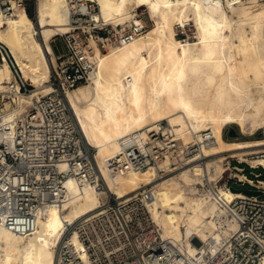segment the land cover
Returning a JSON list of instances; mask_svg holds the SVG:
<instances>
[{
	"label": "bare ground",
	"instance_id": "bare-ground-1",
	"mask_svg": "<svg viewBox=\"0 0 264 264\" xmlns=\"http://www.w3.org/2000/svg\"><path fill=\"white\" fill-rule=\"evenodd\" d=\"M91 1L97 10L90 14L89 24L147 26L144 34L107 53L89 39L94 67L88 84L65 91L103 188L68 177L59 202L35 212L30 233L15 232L0 219V264H56V247L68 225L101 210L111 195L126 198L148 187L152 197L144 204L161 238L188 258L213 252L238 231L225 204L245 194L217 186L215 194L199 195L200 176L217 184L234 157L264 168V137H223L229 125H236L237 132L246 136L264 129V0ZM10 3L11 14L5 15L0 7V43L33 89L26 97L18 96L15 107L3 109L1 129L24 104L50 92L56 64L51 40L71 31L68 0H35V20L14 0ZM140 8L147 21L139 20ZM189 23L194 39L178 38L177 29L184 31ZM10 82V67L1 62L0 90ZM162 120L167 124L162 130L170 131V141L178 145L176 150L169 148L172 155L200 143L203 159L172 167L166 156L143 169L112 173L109 162L121 153L122 143L142 144L147 131L158 130ZM68 242L86 261L75 230Z\"/></svg>",
	"mask_w": 264,
	"mask_h": 264
},
{
	"label": "built area",
	"instance_id": "built-area-1",
	"mask_svg": "<svg viewBox=\"0 0 264 264\" xmlns=\"http://www.w3.org/2000/svg\"><path fill=\"white\" fill-rule=\"evenodd\" d=\"M14 1L17 7L26 10L27 0ZM68 3L71 31L59 36L62 50L53 49L56 64L50 77V92L24 104L23 110L0 128V219L18 233L34 230L35 212L49 203L59 202L63 181L68 177L103 188L91 149L85 145L65 101V91L84 84L94 67L89 39L106 51L147 31L145 23L132 22L125 28L89 24L90 14L97 10L96 3L91 0H68ZM0 7L5 15L11 14L10 0H0ZM4 61L13 74V82L0 90V118L4 108L15 107L18 96L26 97L33 89L0 43V63ZM166 125L161 121L158 130L147 131L142 144L123 142L121 153L109 162L112 173L143 169L166 156L172 167L203 159L200 143L186 145L172 155L170 149L176 150L178 145L170 141V131L162 130ZM261 155L264 157V152ZM231 160L217 184L204 175L197 184L199 195L215 194L217 186L245 194L225 204L227 216L238 223V231L217 243L213 252H200L197 258H188L170 241L163 240L144 204V200L152 197L148 187L126 198L111 195L101 210L68 225L69 230L56 247V264H264V181L257 178L260 173L252 171L263 167L235 159L237 164L250 169L254 177L248 178L245 167L232 165ZM231 183L247 184L249 190L262 194H248ZM73 230L85 248L86 261L68 242Z\"/></svg>",
	"mask_w": 264,
	"mask_h": 264
},
{
	"label": "rangeland",
	"instance_id": "rangeland-1",
	"mask_svg": "<svg viewBox=\"0 0 264 264\" xmlns=\"http://www.w3.org/2000/svg\"><path fill=\"white\" fill-rule=\"evenodd\" d=\"M139 10V13H142L143 15V20L147 21L146 19V16H144V11H143V8H140L138 9ZM26 11L30 14L31 18L33 20H35V0H27L26 1ZM185 32V33H184ZM193 27L191 26V24H187L184 28V31L182 28H178L177 29V37L178 38H186V37H189L190 40L192 41L194 38H193ZM51 44H52V47L54 49L55 52H59L62 50V47H61V42H60V37L59 36H56L55 38H53L51 40ZM103 53H107L108 51H102ZM27 82L30 83L29 80H26ZM88 84V81L85 82L84 84H81V85H78V86H84V85H87ZM77 87V86H76ZM162 121H165V120H162ZM246 127H248V125L246 124ZM232 130H234L237 135L234 136V137H230L228 136V133L231 132ZM223 137L225 139H230V140H240V139H259V138H262L264 137V129H258L254 134L250 135V136H246V135H241L237 132V127L236 125H229L227 126L224 131H223ZM237 137V138H236ZM236 138V139H235ZM264 149V148H263ZM253 156V155H252ZM235 157L232 158L231 160V164L234 165V164H237L236 161H235ZM230 160V159H229ZM239 166H244L245 167V170H244V174L248 177V178H253V174H250L249 171L250 169L244 165V164H237ZM254 173H260V175L257 176L258 179L260 180H263L264 181V169L263 168H256L254 170H252ZM165 173H160V175H162ZM230 185L234 186L235 188L237 189H242V190H248L250 189V187L247 185V184H244V185H238V184H233L231 183Z\"/></svg>",
	"mask_w": 264,
	"mask_h": 264
},
{
	"label": "water",
	"instance_id": "water-1",
	"mask_svg": "<svg viewBox=\"0 0 264 264\" xmlns=\"http://www.w3.org/2000/svg\"><path fill=\"white\" fill-rule=\"evenodd\" d=\"M236 135H237V133L234 130H232L231 132L228 133V136H230V137H234ZM243 191L248 193V194H251V195H261L262 194L261 191H257V190H249L248 189V190H243Z\"/></svg>",
	"mask_w": 264,
	"mask_h": 264
},
{
	"label": "trees",
	"instance_id": "trees-1",
	"mask_svg": "<svg viewBox=\"0 0 264 264\" xmlns=\"http://www.w3.org/2000/svg\"><path fill=\"white\" fill-rule=\"evenodd\" d=\"M28 13V12H27ZM29 14V13H28ZM30 15V14H29ZM31 17V16H30Z\"/></svg>",
	"mask_w": 264,
	"mask_h": 264
}]
</instances>
